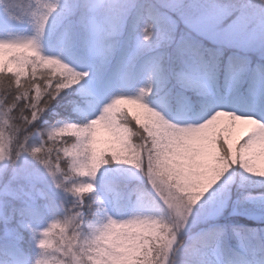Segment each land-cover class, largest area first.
Wrapping results in <instances>:
<instances>
[{
  "label": "snow or ice",
  "instance_id": "6c2138e0",
  "mask_svg": "<svg viewBox=\"0 0 264 264\" xmlns=\"http://www.w3.org/2000/svg\"><path fill=\"white\" fill-rule=\"evenodd\" d=\"M0 264H264V0H0Z\"/></svg>",
  "mask_w": 264,
  "mask_h": 264
}]
</instances>
